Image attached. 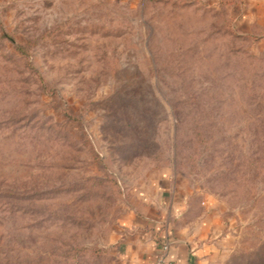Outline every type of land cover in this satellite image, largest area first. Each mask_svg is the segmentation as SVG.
<instances>
[{
	"label": "rangeland",
	"instance_id": "rangeland-1",
	"mask_svg": "<svg viewBox=\"0 0 264 264\" xmlns=\"http://www.w3.org/2000/svg\"><path fill=\"white\" fill-rule=\"evenodd\" d=\"M163 171L264 264V0H0V264H120Z\"/></svg>",
	"mask_w": 264,
	"mask_h": 264
},
{
	"label": "crops",
	"instance_id": "crops-1",
	"mask_svg": "<svg viewBox=\"0 0 264 264\" xmlns=\"http://www.w3.org/2000/svg\"><path fill=\"white\" fill-rule=\"evenodd\" d=\"M131 196L133 208L117 220L107 244L120 264H154L164 243L166 264L209 263L217 235V215L211 212L216 201L194 203L197 196L176 184L169 171L133 189ZM195 208L198 213L192 215Z\"/></svg>",
	"mask_w": 264,
	"mask_h": 264
},
{
	"label": "built area",
	"instance_id": "built-area-1",
	"mask_svg": "<svg viewBox=\"0 0 264 264\" xmlns=\"http://www.w3.org/2000/svg\"><path fill=\"white\" fill-rule=\"evenodd\" d=\"M169 247L167 243L162 244L161 246V253L157 257L156 261L154 264H166V253L168 251Z\"/></svg>",
	"mask_w": 264,
	"mask_h": 264
}]
</instances>
